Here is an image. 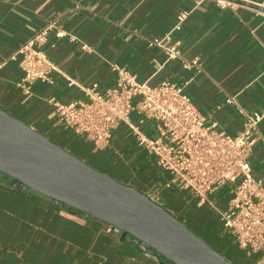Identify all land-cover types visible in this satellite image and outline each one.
<instances>
[{
  "label": "crops",
  "instance_id": "0c3cea01",
  "mask_svg": "<svg viewBox=\"0 0 264 264\" xmlns=\"http://www.w3.org/2000/svg\"><path fill=\"white\" fill-rule=\"evenodd\" d=\"M240 1L222 7L216 0H0V107L104 174L147 194L203 240L212 237L220 247L230 234L232 243L222 250L237 254L239 264H258L261 254L240 248L221 220L235 183L220 186L204 204L177 184L166 186L171 173L137 138V131L157 137L156 121L133 112L129 123L112 129L109 145L98 148L60 122L55 107V102L86 99L83 88L93 83L102 92L113 88L117 64L152 86L164 80L184 86L207 124L239 134L240 108L264 113V0ZM182 11L188 18L173 41L184 59L199 58L201 72L186 69L183 59L166 61L161 49L148 44L167 33ZM48 26L40 48L58 70L51 81H36L26 92L19 86L23 70L16 52ZM229 97L237 104L228 103ZM259 131L264 137V117ZM249 162L264 185V138L256 142ZM0 264L174 263L128 232L0 172Z\"/></svg>",
  "mask_w": 264,
  "mask_h": 264
},
{
  "label": "built area",
  "instance_id": "2783aa9c",
  "mask_svg": "<svg viewBox=\"0 0 264 264\" xmlns=\"http://www.w3.org/2000/svg\"><path fill=\"white\" fill-rule=\"evenodd\" d=\"M216 2L222 7L232 4L230 0ZM187 18V12H180L172 28L163 36L150 39L148 44L161 49L166 61L183 59L186 69L201 72L199 58L184 59L179 43L173 41V34L182 29ZM48 28L37 32L16 52L21 55L23 70L19 86L26 92L36 81H51L52 72L58 70L40 48ZM83 47L88 48L85 44ZM112 69L116 73L113 88L102 92L93 83L83 88L86 99L55 102L58 120L74 133L85 135L98 148L109 145L112 129L122 122L129 123L133 112L142 120L156 121L157 137L137 131V138L155 156L157 165L171 173L166 186L177 184L204 204L220 186L235 183L228 207L220 213L221 220L238 246L250 253H260L258 264H264V185L254 178L249 162L256 142L264 138L259 131L264 113L240 108L243 127L239 134L231 135L206 123L184 86L169 80L152 86L117 64ZM226 101L236 103L234 97Z\"/></svg>",
  "mask_w": 264,
  "mask_h": 264
},
{
  "label": "water",
  "instance_id": "95a60500",
  "mask_svg": "<svg viewBox=\"0 0 264 264\" xmlns=\"http://www.w3.org/2000/svg\"><path fill=\"white\" fill-rule=\"evenodd\" d=\"M0 172L128 232L174 264H232L147 194L98 171L1 107Z\"/></svg>",
  "mask_w": 264,
  "mask_h": 264
},
{
  "label": "rangeland",
  "instance_id": "374dc122",
  "mask_svg": "<svg viewBox=\"0 0 264 264\" xmlns=\"http://www.w3.org/2000/svg\"><path fill=\"white\" fill-rule=\"evenodd\" d=\"M65 149H67V148H65ZM68 150V149H67ZM68 151H70V150H68ZM71 152V151H70ZM71 153H73V152H71ZM74 155H76L77 157H79L80 159H82L80 156H78L77 154H75V153H73ZM86 163H88L90 166H92V167H94L95 169H97L98 171H100L101 172V170H99L98 168H96L95 166H93L90 162H88V161H86V160H84ZM190 229V228H189ZM191 231H193L194 233H196L194 230H192V229H190ZM198 235V234H197ZM199 236V235H198ZM215 239L214 238H210V241H208V240H205L209 245H211L212 247H216L215 245H214V243H215V241H214ZM217 245V244H216ZM217 247H219V246H217ZM223 252H225V254H227V256L228 257H230L233 261H235L236 263H238L239 264V260L237 259V257H238V255L237 254H233V253H226V248L225 249H223L222 250Z\"/></svg>",
  "mask_w": 264,
  "mask_h": 264
},
{
  "label": "trees",
  "instance_id": "16d2710c",
  "mask_svg": "<svg viewBox=\"0 0 264 264\" xmlns=\"http://www.w3.org/2000/svg\"><path fill=\"white\" fill-rule=\"evenodd\" d=\"M231 243H232V237H231V235L230 234H225L224 235V237L222 238V242H221V246L220 247H214L216 250H218L219 252H221L222 254H224L223 253V251H222V248L224 247V246H228V245H231Z\"/></svg>",
  "mask_w": 264,
  "mask_h": 264
}]
</instances>
